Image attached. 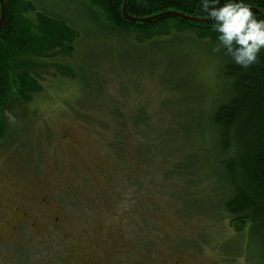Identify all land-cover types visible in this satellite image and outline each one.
<instances>
[{
	"label": "rangeland",
	"instance_id": "1",
	"mask_svg": "<svg viewBox=\"0 0 264 264\" xmlns=\"http://www.w3.org/2000/svg\"><path fill=\"white\" fill-rule=\"evenodd\" d=\"M30 1L78 37L69 62L60 61L73 76L50 68L44 91L7 119L0 264H263V235L237 231L219 205L213 135L170 131L196 126L224 97L211 45L172 29L157 48L114 30L84 0ZM117 117L132 120L123 129ZM178 164L189 173L181 177Z\"/></svg>",
	"mask_w": 264,
	"mask_h": 264
},
{
	"label": "trees",
	"instance_id": "2",
	"mask_svg": "<svg viewBox=\"0 0 264 264\" xmlns=\"http://www.w3.org/2000/svg\"><path fill=\"white\" fill-rule=\"evenodd\" d=\"M84 1L92 10H99L106 16L114 30L134 34L140 43L152 40L160 48L165 44L161 38L169 36L174 29L180 35L188 33L196 41H206L212 49L218 44L217 34L211 31L212 21L188 22L172 16L144 24L132 23L123 16L124 0ZM4 2L6 15L0 30V145L6 141L10 129L5 111L17 114L41 94L44 91L43 74H48L47 70L53 67L62 76H73L69 64L62 62H69L74 55L78 37L77 30L66 19L37 12L30 0ZM247 2L264 13V0ZM126 11L135 18L169 11L193 18H208L201 13L197 0H127ZM1 12L0 2V19ZM31 14L34 24L31 23ZM216 53L226 81L224 97L210 114L205 116L202 112L196 126L177 122L170 131L176 136L191 138L194 129L209 130L217 144L222 191L220 207L237 231L250 226L260 231L264 238V51L259 54L257 62L246 69L222 52ZM120 123L123 129L129 124L127 121ZM137 123L139 126L143 120ZM135 132L146 137L139 129ZM117 137L120 141L116 147L123 157L124 132H119ZM177 168L181 177L189 173L181 164Z\"/></svg>",
	"mask_w": 264,
	"mask_h": 264
},
{
	"label": "clouds",
	"instance_id": "3",
	"mask_svg": "<svg viewBox=\"0 0 264 264\" xmlns=\"http://www.w3.org/2000/svg\"><path fill=\"white\" fill-rule=\"evenodd\" d=\"M200 11L212 21L218 44L213 51L222 52L232 61L248 68L264 51V13L252 8L247 0H197ZM4 115L15 121L11 112Z\"/></svg>",
	"mask_w": 264,
	"mask_h": 264
},
{
	"label": "water",
	"instance_id": "4",
	"mask_svg": "<svg viewBox=\"0 0 264 264\" xmlns=\"http://www.w3.org/2000/svg\"><path fill=\"white\" fill-rule=\"evenodd\" d=\"M126 1L127 0H124L123 16L127 22L144 24V23H149V22L158 20L160 18H166V17H172V16L176 17V18H180V19H182L184 21H188V22H205V23L211 22L210 18H206V19L193 18V17H188L182 13L172 12V11L159 13V14H156V15H153L150 17H146V18H135V17L128 15V13L126 11ZM0 2H1V6H2L1 19H0V30H1L2 25L4 23L5 15H6V6H5L4 0H0ZM252 8L255 9L256 11L263 13L260 9H258L256 7H252Z\"/></svg>",
	"mask_w": 264,
	"mask_h": 264
},
{
	"label": "flooded vegetation",
	"instance_id": "5",
	"mask_svg": "<svg viewBox=\"0 0 264 264\" xmlns=\"http://www.w3.org/2000/svg\"><path fill=\"white\" fill-rule=\"evenodd\" d=\"M14 216L20 217L21 219L26 218L25 212L23 213V210H19V209L16 211V213H14ZM21 219H20V221H21ZM17 226L18 225L16 224V225L10 227V229H8V230H11V232H12L13 230H16ZM0 231H1V229H0ZM82 249H83V244H80L79 250L81 251ZM102 264H105V263L102 261Z\"/></svg>",
	"mask_w": 264,
	"mask_h": 264
}]
</instances>
